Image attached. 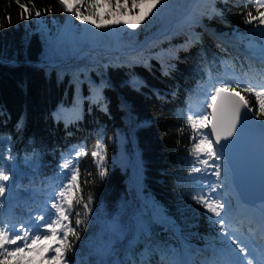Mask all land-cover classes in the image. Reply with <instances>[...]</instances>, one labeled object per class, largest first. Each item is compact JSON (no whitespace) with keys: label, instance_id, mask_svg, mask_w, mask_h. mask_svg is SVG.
I'll return each instance as SVG.
<instances>
[{"label":"trees","instance_id":"1","mask_svg":"<svg viewBox=\"0 0 264 264\" xmlns=\"http://www.w3.org/2000/svg\"><path fill=\"white\" fill-rule=\"evenodd\" d=\"M106 1L81 8L108 25L97 28L65 12L58 0H19L24 11L17 0H0V57L9 59H0V166L10 176L0 220L28 222L30 208L44 206L58 187L64 159L83 148L80 188L69 195L92 199L87 210L73 201L69 220L79 239L69 234L65 264H223L227 249L213 222L219 218L193 199L204 174L192 172L194 141L186 121L210 112L209 94L222 81L257 90L264 85V25L245 23L247 13L258 15L255 0H197L185 24L131 54L121 52L165 31L194 0H161L164 6L142 21L150 5L133 9L131 0H120L125 7L119 8L117 0L111 7ZM65 39L74 53L63 49ZM84 49L100 53L55 67L30 63L74 59ZM237 90L256 114L255 94ZM97 144L102 177L91 155ZM227 168L224 161L225 175ZM228 225L251 230L236 216ZM24 255L54 264L49 253L25 249Z\"/></svg>","mask_w":264,"mask_h":264},{"label":"snow or ice","instance_id":"2","mask_svg":"<svg viewBox=\"0 0 264 264\" xmlns=\"http://www.w3.org/2000/svg\"><path fill=\"white\" fill-rule=\"evenodd\" d=\"M224 2L227 3V0H224ZM17 3L22 11L26 10V6L19 4V0H17ZM58 3L64 8L65 12L70 13L73 17L83 22L95 24L97 28L108 27L107 24H97L96 20L91 19L96 13L89 11L88 15H84L81 12L82 7H86L89 10L99 8L101 5L98 0H89L87 5H85V0H58ZM167 3L168 0H164V4ZM255 3L258 15L253 16L251 12L247 13L245 23H252L253 20H257L259 24L264 25V11H260L261 8H264V0H255ZM158 4L161 5V8L164 6V4H161V0H131L133 9H140L145 5H150L148 11L140 17L141 21ZM117 6L125 7L124 4H120V0H117ZM159 11L160 9H157V14ZM217 14L222 15L219 12ZM35 15L39 17L41 15L40 11H36ZM114 23L119 24L120 21L117 20ZM124 23L133 29L137 27V23L130 21H124ZM237 89L255 94L259 105L256 116L264 118V85L260 86V90L249 85L241 88L239 80H225L220 82L219 86H214L206 103V108H210L211 112L205 111L187 116L186 123L192 129L191 138L194 141L191 150V155L194 157L192 172L204 174L201 190L193 199L197 203L202 204L212 214L213 218H219L213 219V222L218 225L220 232L223 233L221 239L222 247L227 249L232 255V259L225 261L224 264H253L254 260L256 264H264V255L257 257L255 249H250L235 231L229 230L228 221L231 205L229 202L224 201L222 195L217 192V189L223 184L221 168L217 163V161L224 158V146L221 145V141H228L236 135L238 125H241L242 121L246 123L251 118L250 113L254 111L248 100ZM205 129L210 130L205 132ZM240 130L242 131V128ZM101 149L102 146L97 144L96 151H93L91 155L97 158V162L100 163L101 170L99 174L102 177L106 173L102 166ZM74 152V156L70 155L60 165L64 181L60 183L59 189L53 193L51 203L46 204L44 209H42L41 215L18 225H9L7 222L0 220V264H12L13 258L17 259V264H36L35 256H33L32 260H28L24 255L25 249L41 256L48 252L54 253L49 259L54 264H65V253L71 248V244L68 242L69 234L79 239L76 230L70 226L71 221L69 220L73 209V201L75 200L77 205L82 203L83 208L87 210L92 199L91 195H89L88 202L85 203L82 196L76 198L73 195H69L74 188H80L79 158L88 155L83 148L74 149ZM209 169L213 171L209 173ZM9 171H11V168H9ZM210 176L215 177V182H209ZM9 179L10 176L4 173L3 167L0 166V195L5 192L3 182ZM205 183L206 188L204 187ZM76 215L79 216L80 214L76 213ZM81 223L80 219L76 220L77 225ZM262 232H264V224H262ZM42 240L45 243L40 245L39 242ZM261 252H264V246L261 247ZM132 264H136V262L133 261ZM140 264H147V262L140 261Z\"/></svg>","mask_w":264,"mask_h":264},{"label":"water","instance_id":"3","mask_svg":"<svg viewBox=\"0 0 264 264\" xmlns=\"http://www.w3.org/2000/svg\"><path fill=\"white\" fill-rule=\"evenodd\" d=\"M171 26L165 33L146 40L140 46L132 48L125 53H134L145 46L150 40L159 38L171 31ZM94 53L91 50H82L74 59L57 61L64 64L68 61L80 60L82 55ZM119 54V53H118ZM4 62L9 59L0 57ZM55 60L31 61L38 66L55 67ZM19 62V61H16ZM239 91V90H238ZM241 95H243L241 93ZM244 96V95H243ZM246 99V98H245ZM212 111V110H211ZM250 119L238 125L237 134L228 141H221L224 146V157L230 166L233 176V183L241 198L249 203H255L264 199V122L254 112L250 113ZM242 128V131L240 130Z\"/></svg>","mask_w":264,"mask_h":264},{"label":"rangeland","instance_id":"4","mask_svg":"<svg viewBox=\"0 0 264 264\" xmlns=\"http://www.w3.org/2000/svg\"><path fill=\"white\" fill-rule=\"evenodd\" d=\"M106 2L111 7V1L107 0ZM120 4H123V3L120 2ZM119 8H121V7H119ZM185 22H186V20H180V19L177 20V22H175V26H177V27H175V28L181 27L183 24H185ZM66 32H67V30L65 31V34H66ZM66 39H65L64 44H63V49L66 50V52H69V53L72 54V53H74L75 46L72 45L70 40L68 41L69 44H66ZM228 39L236 41V39H234L232 37H228ZM65 44H66V46H65ZM58 45H59V43H58ZM96 53H100V52L96 50V51H94V54H96ZM121 53H125V52L123 51ZM88 55H90V54H88ZM83 56H85V55H82L80 58L83 59ZM66 60H68V59H66ZM54 62H55L56 66L60 65V63H58V62H56V61H54ZM204 131L206 132V130H204ZM120 136H121L122 139L126 140L128 138V133L126 131H122ZM74 155H72V156H74ZM68 157H66V158H68ZM66 158L64 159V162H65ZM217 163L220 165V168H221V180L223 181V184L221 185L220 188L217 189V192L222 195V199L224 201L229 202L230 205H231L229 220L231 221L235 216L236 217L239 216V219H241L242 221H243L242 218L248 219V221L250 220L252 222L251 226L256 231L255 232H250V233H245V234L237 233V235L239 237H241L244 240V242L247 241L245 243L249 247L253 244V242H255L257 245H260V242L257 241V238H258V235H259L258 232L262 230V227H261V223L258 222V218L257 217H259V219H264V205L257 206L255 208L256 210L254 209L253 212H251V215L247 216L249 211L247 212L246 209H247V207H250L249 206L250 204L241 202V197H240V195H239V193L237 191V188L234 185V183L232 182L231 171L227 168V172L228 173H226V175L224 174V160L221 159L220 161H217ZM212 171L213 170L210 169V173ZM209 179H210V182H215V177L214 176H210ZM62 181H64V176L62 175V173L60 171L58 187L54 188V189L52 188L50 190V194L48 195V197L45 200H43L44 206H40L37 209H34L33 207L30 208V210L28 212V215L30 217L29 220L30 219H34L36 216H39V215L42 214V209H44L46 204H50L51 203V198L53 196V193L59 189V185H60V183ZM1 196H3V195H1ZM258 204L259 203H257V205ZM4 210H6V209H4ZM226 210H227V205H226ZM245 214H247V215H245ZM251 216H253L257 220V222L256 221L253 222L252 219L253 220H255V219L254 218L251 219ZM20 223H26V222L18 221L17 225L20 224ZM242 224H243V222H242ZM44 243L45 242L43 240L39 242L40 245H43ZM48 253L51 254V255L54 254V253H51V252H48ZM231 259H232L231 253L228 250L224 251V257H223L222 263L224 264L225 261H228V260H231ZM187 264H190V263L187 262Z\"/></svg>","mask_w":264,"mask_h":264},{"label":"bare ground","instance_id":"5","mask_svg":"<svg viewBox=\"0 0 264 264\" xmlns=\"http://www.w3.org/2000/svg\"><path fill=\"white\" fill-rule=\"evenodd\" d=\"M260 205H263V203H260ZM253 210H254V209H251V210L248 212V215H247V214H245V215L250 216V215H251V212H253ZM246 211H247V210H246ZM245 215H244V216H245ZM256 217H257V216H256ZM252 218H254V217L251 216V219H252ZM257 218H258V222L261 223V227H262V224H264V219H259V217H257ZM254 219H255V218H254ZM252 221H253V222H255V221L257 222L256 219H255V220L252 219ZM260 234H261V237L264 238V232H262V230H261V233H260ZM245 242H247V241H245ZM260 246H261V245H260ZM249 248H250V249H255V254H256L257 257H259V254H258V245L255 246V245L252 244ZM250 258H251V257H250ZM253 264H256L255 260L253 261Z\"/></svg>","mask_w":264,"mask_h":264}]
</instances>
